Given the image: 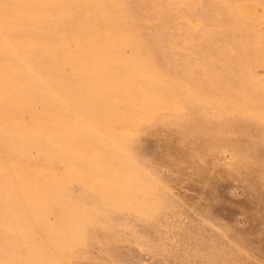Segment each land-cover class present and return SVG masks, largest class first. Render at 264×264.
Listing matches in <instances>:
<instances>
[{"label": "rangeland", "instance_id": "1", "mask_svg": "<svg viewBox=\"0 0 264 264\" xmlns=\"http://www.w3.org/2000/svg\"><path fill=\"white\" fill-rule=\"evenodd\" d=\"M0 264H264V0H0Z\"/></svg>", "mask_w": 264, "mask_h": 264}]
</instances>
